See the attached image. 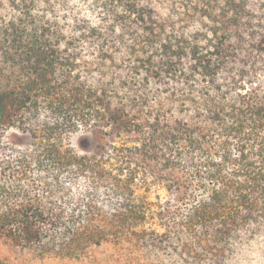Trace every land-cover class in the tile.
<instances>
[{
    "label": "trees",
    "instance_id": "obj_1",
    "mask_svg": "<svg viewBox=\"0 0 264 264\" xmlns=\"http://www.w3.org/2000/svg\"><path fill=\"white\" fill-rule=\"evenodd\" d=\"M0 244L264 264V0H0Z\"/></svg>",
    "mask_w": 264,
    "mask_h": 264
},
{
    "label": "rangeland",
    "instance_id": "obj_2",
    "mask_svg": "<svg viewBox=\"0 0 264 264\" xmlns=\"http://www.w3.org/2000/svg\"><path fill=\"white\" fill-rule=\"evenodd\" d=\"M4 142L12 147H21L29 143L27 135L20 133L15 128H10L4 133ZM71 146L79 154H90L94 151L96 137L92 128H83L69 138ZM0 255H8L12 264H21V260L13 258L3 245L0 244ZM51 262V261H49ZM79 264V263H75ZM100 264V263H98Z\"/></svg>",
    "mask_w": 264,
    "mask_h": 264
}]
</instances>
